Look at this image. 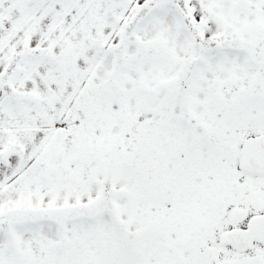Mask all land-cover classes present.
<instances>
[{"label": "snow or ice", "instance_id": "snow-or-ice-1", "mask_svg": "<svg viewBox=\"0 0 264 264\" xmlns=\"http://www.w3.org/2000/svg\"><path fill=\"white\" fill-rule=\"evenodd\" d=\"M0 264H264V0H0Z\"/></svg>", "mask_w": 264, "mask_h": 264}]
</instances>
